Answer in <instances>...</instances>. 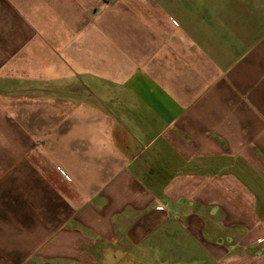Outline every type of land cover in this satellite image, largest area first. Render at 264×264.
Segmentation results:
<instances>
[{
  "label": "crops",
  "instance_id": "obj_1",
  "mask_svg": "<svg viewBox=\"0 0 264 264\" xmlns=\"http://www.w3.org/2000/svg\"><path fill=\"white\" fill-rule=\"evenodd\" d=\"M129 263L264 264V0H0V264Z\"/></svg>",
  "mask_w": 264,
  "mask_h": 264
},
{
  "label": "rangeland",
  "instance_id": "obj_2",
  "mask_svg": "<svg viewBox=\"0 0 264 264\" xmlns=\"http://www.w3.org/2000/svg\"><path fill=\"white\" fill-rule=\"evenodd\" d=\"M263 190H261V192H259V193H257L258 195H260V194H262L263 192H262ZM262 197V196H261ZM263 199V198H262ZM130 264V263H129Z\"/></svg>",
  "mask_w": 264,
  "mask_h": 264
}]
</instances>
